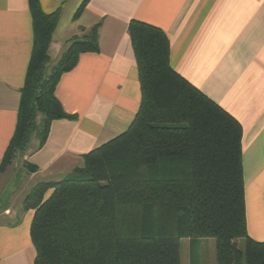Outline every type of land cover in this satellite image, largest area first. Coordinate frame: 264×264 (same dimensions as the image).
Instances as JSON below:
<instances>
[{"label": "trees", "instance_id": "1", "mask_svg": "<svg viewBox=\"0 0 264 264\" xmlns=\"http://www.w3.org/2000/svg\"><path fill=\"white\" fill-rule=\"evenodd\" d=\"M27 3L33 44L0 173L32 138L40 149L53 121L76 119L62 110L55 88L80 54L97 52L93 28L48 68L58 12ZM127 32L138 111L124 133L82 156L80 169L25 197L23 209L34 212V264H180L183 239L213 240L215 264H264V242L246 231L241 126L170 67L161 30L131 21Z\"/></svg>", "mask_w": 264, "mask_h": 264}, {"label": "crops", "instance_id": "2", "mask_svg": "<svg viewBox=\"0 0 264 264\" xmlns=\"http://www.w3.org/2000/svg\"><path fill=\"white\" fill-rule=\"evenodd\" d=\"M38 1L43 13L58 12L48 46L51 65L67 43L93 28L97 52L80 54L55 88L62 110L76 119L53 121L44 145L37 149L31 139L21 153L22 167L36 171L20 200L0 209V264H34V212L22 207L31 189L64 179L82 156L133 121L140 89L127 32L131 21L161 30L170 44V67L241 126L246 231L263 243L264 0H87L77 18L85 0ZM32 44L27 0H0V166L17 125Z\"/></svg>", "mask_w": 264, "mask_h": 264}, {"label": "rangeland", "instance_id": "3", "mask_svg": "<svg viewBox=\"0 0 264 264\" xmlns=\"http://www.w3.org/2000/svg\"><path fill=\"white\" fill-rule=\"evenodd\" d=\"M57 62V61H56ZM56 62L53 65L56 64ZM51 64L48 65V68ZM37 142L35 138H32ZM21 153L17 152L13 159L6 165L0 181V209H5L11 202L20 200V193L29 187L31 171H25L22 167ZM83 165V160L80 167L74 169H80ZM26 169V168H25ZM36 186V185H35ZM34 186V187H35ZM33 187V188H34ZM32 188V189H33ZM31 189V190H32ZM9 191L4 193L3 191ZM4 195V196H3ZM24 201V200H23ZM23 207V203H22ZM180 264H215L214 257V241L210 239L194 241L192 244L190 240L183 239L180 241Z\"/></svg>", "mask_w": 264, "mask_h": 264}]
</instances>
